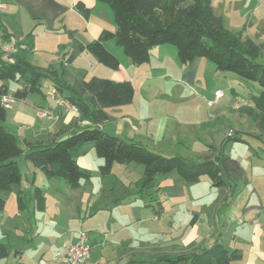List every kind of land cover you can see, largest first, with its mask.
Instances as JSON below:
<instances>
[{
	"label": "rangeland",
	"instance_id": "374dc122",
	"mask_svg": "<svg viewBox=\"0 0 264 264\" xmlns=\"http://www.w3.org/2000/svg\"><path fill=\"white\" fill-rule=\"evenodd\" d=\"M67 1L73 4L72 0ZM100 4L106 7L110 16L109 24H105L107 29H115L111 7L107 3ZM233 17L240 18L236 13ZM14 24L15 21H12L11 25L15 26ZM69 27L71 29L67 33L52 32L46 27L31 31L33 27L29 28V25L22 26L19 30L14 28L20 34L25 33V40L22 43L25 49L21 50V57L49 76L43 79L42 86L43 93L47 94L49 101H54L50 93L53 89L50 78L57 74L71 79L73 76L67 69L71 73L81 70L86 80L93 76L113 80L130 78L136 82L134 100L128 105L109 108L111 120L108 119L106 123L108 129L112 130L110 133L115 134L113 132L116 131V135L126 140L139 141L151 151L165 156L182 157L189 163H197L207 157L214 158L220 152L221 143L226 136L236 134L238 137L229 140L225 149L226 153L237 159L244 169V175L239 180L233 181L226 176L232 189L214 186L208 175L201 176L198 182H189L176 170L157 176L153 183L142 189L143 164L132 162L129 165L119 163L114 165V176L119 179L114 188L107 189V199L104 203L112 204L111 201L114 200V206L110 210L119 211L124 217L131 211L133 205L140 206L142 221L138 229L141 236L144 233L146 235L142 237L139 253L149 256L147 259H155L154 256L159 254L200 251L217 239L231 252L246 248L248 251L253 226L242 225L240 219H243V209L249 200L252 204H258L260 200L257 194L264 197V133L258 123L259 119L256 118L260 111L253 102V96L259 95L261 86L234 72L219 71L212 61L204 57L196 58L194 61H198L194 63H184L178 56L176 46L169 43L153 48L150 60L142 65H135L115 39L107 41L106 45L120 59L119 69L106 67L96 57L86 52H80L82 54L78 59L73 58L71 62L65 64L64 60L72 58L73 49L80 51V43L96 39L89 38L91 32L87 34L86 23L81 14L69 19ZM70 32H73L75 38H70ZM65 41L67 42L64 43L66 46L63 50L58 45ZM3 45L4 43H0V49L7 58L12 57L17 51L16 42H6L8 47L5 50ZM260 60L264 61V50ZM50 64L52 66L48 68ZM45 67L48 70H44ZM143 77H146L145 81H142ZM11 87L16 89L13 82ZM218 90L223 92V96L217 103L210 105L209 101L215 99ZM5 97L12 100V109H8V118L4 125L18 137L21 146L26 148L24 142L26 136L35 134L41 139L49 138L46 136L47 128L44 127L46 122L43 121L42 125L37 124L40 118L36 117L35 109L26 106L24 102L15 103L13 97L9 95ZM30 97L42 99L39 93H31ZM59 103L78 111V108L71 106L63 96ZM22 107L24 112L18 114ZM34 120L35 123H31ZM52 123L51 120L47 121L50 126ZM61 123L62 120L58 124L55 123L53 131L61 127ZM83 128L82 125H70L65 136ZM78 146L72 152L74 154L77 150L82 152L86 146L83 156L93 171L94 184H99L102 177L97 163L99 157L93 143ZM101 160L102 164L103 159ZM19 161L24 175H27V160L22 156ZM110 178L112 179L113 175ZM24 182V186H27L26 181ZM254 190L257 193H254ZM25 196L28 201L29 194L26 193ZM166 197L168 200L166 203H159ZM105 212H100L85 222L77 221L71 226L79 232L88 230V227L100 229L104 226L103 216L108 214ZM155 215H158L156 219ZM194 215L199 218V222L191 225L190 221ZM43 227L46 230L45 224H42L41 229ZM62 240L44 236L39 240L38 246L49 252L51 245L58 249ZM193 241L197 244H191ZM28 247L22 257L17 256L14 260V255L10 254L1 258L0 264H39L41 256L36 255ZM179 247L188 249L176 253L169 250ZM59 254L63 252H59L54 261L58 260ZM160 264L175 263L164 261Z\"/></svg>",
	"mask_w": 264,
	"mask_h": 264
},
{
	"label": "trees",
	"instance_id": "16d2710c",
	"mask_svg": "<svg viewBox=\"0 0 264 264\" xmlns=\"http://www.w3.org/2000/svg\"><path fill=\"white\" fill-rule=\"evenodd\" d=\"M107 3L112 11L116 29L104 30L102 34L87 44H79L81 51L93 55L100 63L110 69L121 67L120 59L106 46V42L115 39L124 53L135 65L147 63L154 47L161 44H173L178 56L184 63L204 57L212 61L221 72H234L240 77L255 81L261 86L259 95L253 96V102L260 114L256 117L264 133V61L260 58L263 47L250 37L243 39L242 33L228 30L223 18L215 14L211 0H98ZM85 17L90 9L82 1L76 3ZM6 43V33L0 36ZM48 74L32 66L26 60L9 62L0 49V80L18 84L12 93L13 99L22 100L31 93H43V79ZM53 85L68 102L88 117L93 126L65 137H53L47 142H29L26 148L18 142L17 136L9 131L4 122L7 111L2 102L9 91L5 85L0 88V191L9 190L19 184L23 172L19 164L20 157L33 163L48 178H61L72 188H79L83 180H89L92 171L81 166L72 150L83 143H93L97 156L103 159L99 166L102 176L109 175L116 163L132 162L144 165L142 189L154 182L157 176L176 170L189 182H198L201 176L208 175L213 185L219 188L229 187L230 180H239L244 169L239 161L226 153L229 140L238 139L236 134L226 136L221 143L218 155L207 157L197 163H189L182 157L165 156L146 148L142 143L125 140L118 135L103 130L99 125L109 117L106 109L131 104L135 97V87L130 80L116 81L93 76L89 80L81 79L69 84L64 76L50 78ZM34 181V180H33ZM232 189V188H231ZM36 209L43 211L46 197L42 188L34 186ZM0 197V209L4 207ZM19 209H24V196L18 195ZM196 215L190 221L194 225ZM10 254L6 244L0 242V259ZM155 259L131 260L129 264H160L162 262L181 264H230L240 260V250L229 251L220 240L202 248L200 251L183 252L170 255H157Z\"/></svg>",
	"mask_w": 264,
	"mask_h": 264
},
{
	"label": "crops",
	"instance_id": "0c3cea01",
	"mask_svg": "<svg viewBox=\"0 0 264 264\" xmlns=\"http://www.w3.org/2000/svg\"><path fill=\"white\" fill-rule=\"evenodd\" d=\"M72 1L73 4L69 3L67 0H0V36L6 33V36L9 37V41L16 42L18 45L17 51H15L13 56L5 58L9 62H15L17 59L25 60L24 57H21L22 55L20 53L22 49H25L22 45L25 40V33L20 34L18 31L20 27L22 28V26L25 27L26 25H29V28L33 27L31 31L36 28L46 27L52 32L64 31V33H67L71 29L69 27V19H74L75 15L81 14L84 17V22L86 23L87 34H89L88 32H91V34H89V38L97 39L104 30H110L107 29L105 25L110 22V16L106 7L100 4L102 3L101 1ZM78 1H82L85 6L90 9V15L88 17H85L84 14L77 8L76 3ZM187 1L192 2L193 0ZM211 1L215 14L223 18L224 25L228 30L233 33H242L243 38H252L260 44L264 50V0ZM234 13H236L240 18H234ZM12 21H15V26L11 25ZM229 21L230 23H228ZM14 28H18V30ZM70 33V38H75L73 32ZM1 40L2 39H0V42ZM66 42L67 41L60 43L58 45L59 48H63L64 50V47L66 46L64 43ZM89 42L91 41L87 40L80 44H87ZM156 47H154V49H156ZM80 52L86 51L73 49L72 58H67L64 60V63L68 64L73 58L78 59L82 54ZM196 61H192V63ZM51 66L52 64L48 65V68ZM48 68L45 67L43 69L48 70ZM78 68L82 69V67ZM67 71L73 76L69 80L65 78L69 84H75L77 81L84 79V75L81 70H78V72L75 73H71L68 69ZM145 78L146 77H143L142 81H145ZM124 80H130L135 87L136 82L133 79L129 78ZM14 84L17 89L18 84ZM2 85H5L8 88L9 96H12V93L16 89H12L11 81L0 80V88ZM52 88V90L50 89V93L54 101H49L47 99V94L44 93H39L42 99H31L30 94L27 98L22 100L14 99L15 103L17 101L22 103L24 102L26 106L36 110V117L40 118L39 123H37L38 125H42L43 121L46 122L44 127L47 128L45 131H47L46 136L49 138L41 139L35 134L26 136L24 139L25 145L29 142H47L53 137H65L66 131L69 130V126L73 124L76 126L82 125L84 127L94 125L88 117L81 113L79 108L78 111H75L60 104L59 101L63 95L57 91L53 83ZM69 104L71 106H75L71 102H69ZM18 111L19 112L17 113L21 114L24 112V107L20 108ZM106 112L111 120L109 108L106 109ZM49 120L53 121L51 126L50 124H47V121ZM61 120V127H58L57 130L53 131V128L56 127L55 123L58 124ZM31 123H35V120ZM107 125L108 123L104 122L99 126L108 133L112 132V130L108 129ZM113 133H115V135L117 134L116 131ZM130 140L135 141L134 139ZM84 147L82 152H78L77 150L74 151L75 154H73L76 158H78L77 161L81 166L91 170L88 161L83 156L85 154ZM101 161V158L97 159L98 166H100ZM26 167L27 175H24L23 173L21 183L14 184L9 190L0 191V197L5 201L3 209H0V242L7 245L11 256L12 254L14 255V260L17 259V256L22 257L23 253L27 251V247L30 246L28 247L29 250H32L36 255L41 256L39 260L44 259L48 260V262L54 261L59 252L65 253L67 247L79 238V231L76 228H72L73 226H71V224H74L77 221L85 222L86 219L93 218L97 216L98 213L105 211V213L108 214L103 216V227H100V229L88 227V230H85L87 232L88 242L93 246V251L89 256L88 264H129L131 260L138 261L149 257L139 253L140 243L143 241L142 237L146 235L144 233L141 236L138 229V226L142 221V218H140V206L133 205L131 207V211L127 213V217H124L119 211L110 210L114 206V200L111 201L112 204L104 203L107 199V189H110L111 187L114 188L119 179L114 176V166L111 174L105 176L100 174L102 178H100L99 184H94L93 171L91 170V178L89 180H83L82 185L79 188H72L64 179L46 177L40 168L36 167L29 161H27ZM111 175H113L112 179L110 178ZM24 181H26L27 186H24ZM34 186L42 188L45 194L46 206L43 211L36 209ZM169 189L171 190L170 187ZM253 192L257 193L256 190ZM26 193L29 194L28 201L26 200ZM19 194L24 196L23 210L19 209ZM257 196L260 203L252 204L249 200L243 209V219H240V223L242 225L253 226V231L251 232L253 235L251 236V239H249L248 251L247 248L244 250L242 249V259L232 261L230 264H260L262 261L264 262V197L259 194H257ZM167 197L159 203H166V201H168ZM157 216L158 215H155V219ZM198 222L199 218L196 220L194 225ZM42 224H45V227H47L46 230H44V227L41 229ZM59 231L61 232L59 233ZM44 236L47 238L52 237L57 238L58 240H63L58 249H55L51 245L50 251L48 252L47 250H42V248L38 246L39 240H41ZM194 243L197 244L196 241L191 242V244ZM179 248L169 250L172 253L173 251L176 253L188 249L183 247ZM153 255L154 254H152V256ZM123 260L124 262H122Z\"/></svg>",
	"mask_w": 264,
	"mask_h": 264
},
{
	"label": "built area",
	"instance_id": "2783aa9c",
	"mask_svg": "<svg viewBox=\"0 0 264 264\" xmlns=\"http://www.w3.org/2000/svg\"><path fill=\"white\" fill-rule=\"evenodd\" d=\"M6 43L3 45V49H7ZM223 96V92L218 90L214 100L209 101L210 105H214ZM2 102L5 108L10 109L12 107V100L7 97H2ZM65 103V102H63ZM93 251V246L88 242L87 232L81 230L79 232V238L67 247V250L63 254H59L57 261L48 262L44 259L39 261V264H87V260Z\"/></svg>",
	"mask_w": 264,
	"mask_h": 264
}]
</instances>
